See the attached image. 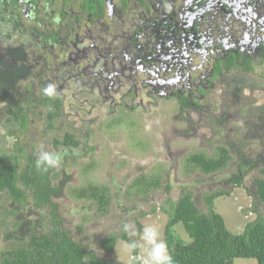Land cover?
I'll list each match as a JSON object with an SVG mask.
<instances>
[{
	"label": "rangeland",
	"instance_id": "374dc122",
	"mask_svg": "<svg viewBox=\"0 0 264 264\" xmlns=\"http://www.w3.org/2000/svg\"><path fill=\"white\" fill-rule=\"evenodd\" d=\"M263 6L261 2L259 8L262 9ZM229 18L235 20L232 21L233 40L228 42L226 32L223 31L220 39H217L218 42L203 47L196 44L197 35L201 36L207 32L216 38L214 29L203 23L204 20L200 16L196 19L192 17L190 24L186 22L188 30L193 28L191 31L193 36H187L191 46L186 53V66L191 68L192 74L201 73L200 75L210 77L214 57L217 56L213 44L218 45L220 49H236L245 55L257 54L258 50L264 48V25L261 23L252 28L251 25H247V21L254 24L260 22L255 10L248 12L247 20ZM225 19L226 17L221 18L218 24ZM244 24L247 25V30L240 33L242 28H245L242 27ZM240 34L245 38L244 40L240 39ZM181 39L183 37L177 36L174 43L166 39L161 41V43H169L164 47L168 57L167 63L161 58L164 70L175 69L179 67L177 62L182 63L179 55ZM174 46L177 47L175 51ZM206 48L213 50L214 55L212 56L211 51ZM202 64L204 67L201 66ZM252 64V72H233L221 76V79L213 77L214 79H209L208 87L203 89L199 86L195 89L200 94L196 101L205 107L203 116L195 112H183L174 98L167 99L169 97L166 93L159 96L157 87L152 86L142 90L143 86H150L144 82L149 78L145 69H142V78L137 85L140 88L138 94L133 95L135 93L130 91L126 98L127 103L134 100L136 107L133 110L122 113L118 111L109 115L108 105L100 106L97 94L89 96L96 103L98 110L93 111L92 114L98 115L100 119L92 122L93 126H91L97 135L94 140L89 141L90 143L87 140L84 142L88 147L79 142L81 145L73 149L75 153L69 151L68 156H61L62 163L56 169L59 178L55 185H59L65 179L67 183L61 194L62 198L56 200L60 204L59 214L74 239L108 264H130L132 252L124 251L122 244L127 241L123 237L128 236L130 240L128 243L142 245L143 226L155 223L162 234L161 238L164 239L165 227L173 210V204L187 192L192 193L201 213L207 212L208 198L217 193L227 192L226 196L215 200V211L222 215L229 231L235 234L242 233L245 226L257 218V212L264 210V206L259 205L255 199V181L261 178V167L251 171L246 178L245 188L233 190L228 183L230 168L220 172L221 174L205 175L192 159L200 155L208 159L218 158V147L229 146L234 149L238 146L236 141L239 140L241 144L246 145L254 136V129H257L252 127V123H257L259 109H264V90H261L264 85V64L260 63L257 57ZM95 71L92 70L91 73H96ZM116 71L114 70L113 73ZM124 75L127 76L128 73ZM25 76L23 71L19 72L18 76L11 78L13 80L10 85L16 83L20 89H23L25 82L18 83V81ZM108 77L111 81H116L113 75ZM243 79L249 84L242 91V100L238 101L234 96L238 90L236 82ZM16 87L17 85L14 87V92ZM4 106L5 104L2 107ZM184 116L188 118L190 124L186 122ZM82 117L86 118L83 112ZM223 119L226 120V132L225 136L221 137L216 127L219 120ZM206 122L210 127L205 125ZM188 125H191L192 132H187L191 130ZM80 126L84 134L89 130L88 125L80 124ZM259 131L264 132V125ZM4 133L6 129L0 128V137ZM13 143L12 139L5 143L1 139L0 153L7 150L6 147L12 150ZM256 145L259 146V143ZM50 147L55 151L54 154L59 156L65 149L60 146L57 150L51 142ZM245 153L251 159L257 157V152L254 150ZM232 163H237L236 158L233 157ZM91 186L106 192L108 198L106 211L99 210L97 200L91 197L90 193L86 195L85 200H79L77 197L83 191L89 192ZM168 187L169 191L166 189ZM21 218L24 219L23 216ZM26 219L27 217L24 220ZM124 223L132 225L134 235L122 230ZM175 231L182 239H188L181 226L176 227ZM110 237H116L118 240V245L111 254L99 246L102 241ZM9 247L8 244L4 245V249ZM2 249L3 247L0 246V257ZM143 258V250L139 247V259L142 262ZM234 264H258V261L238 259Z\"/></svg>",
	"mask_w": 264,
	"mask_h": 264
},
{
	"label": "trees",
	"instance_id": "16d2710c",
	"mask_svg": "<svg viewBox=\"0 0 264 264\" xmlns=\"http://www.w3.org/2000/svg\"><path fill=\"white\" fill-rule=\"evenodd\" d=\"M258 17L260 20L264 19V10L260 11ZM26 29L28 28L24 27L18 31V26H12L0 16V128L6 129L0 142L1 139L4 143L9 139L14 141L12 150L5 146L7 150L0 153V246L3 247L0 264H108L84 244L76 241L60 217V205L56 200L62 198L61 194L67 185L66 179L55 185L59 178L57 167L47 171L36 167L41 150L54 154L50 142L57 150L60 146L65 148L60 156H68L69 151L75 153L73 149L79 147V143L70 133L63 135L60 131L59 123L65 118L67 111L62 102V94L56 92L51 98L43 94V89L48 85L57 87V82L52 77L56 62L48 58L45 66V54L42 64L38 63L37 51L41 48L39 43H47V39L39 40L35 35L32 36L34 32L25 31ZM18 41L21 43L16 44ZM261 50L264 52V48ZM232 52L221 56V59L218 57L210 73L211 79H221V76L233 72H252V63L256 57L264 64V53L244 55L240 51ZM22 71L25 75L26 72L43 74L44 85L38 78L32 79L28 75L18 81L25 82L23 89L16 83L10 85L13 80L11 78ZM236 84L238 90L234 96L241 101L242 91L249 83L243 79L237 80ZM15 85L17 87L14 92ZM261 90H264V85ZM171 94L168 95L169 98L172 97ZM174 94L176 95L175 92ZM176 97L180 98L186 109H193L194 98H183L179 93ZM259 110L257 123H252V127L257 130L254 129V136L246 145L238 140V146L234 149L229 146L218 147V158L208 159L200 155L192 160L205 175L224 172L230 168L228 183L233 190L245 188L246 178L251 171L261 167V178L255 181V199L259 205L264 206V132L259 131L264 125V109ZM225 121L219 120L216 127L221 137L225 136ZM248 150L256 151L257 157L249 158L245 153ZM233 157L237 160L235 164L232 163ZM157 186L156 184L155 187ZM169 189L168 187L167 190ZM88 193L97 200L99 210L106 211V192L91 186L89 192L83 191L77 197L85 200ZM226 195L227 192H221L208 198L206 213H201L190 192L173 204L164 240L168 243L174 264H234L238 259H255L258 264H264V210L257 212V218L249 222L242 233H232L222 215L214 208L215 200ZM21 216L27 219H20ZM12 218L15 220L10 221ZM178 226L183 228L188 239L176 235L175 228ZM123 239L130 242L128 236ZM117 241L116 237H110L99 246L111 254ZM5 244L11 248L4 249ZM130 264H142L139 245L132 251Z\"/></svg>",
	"mask_w": 264,
	"mask_h": 264
},
{
	"label": "flooded vegetation",
	"instance_id": "af4514ba",
	"mask_svg": "<svg viewBox=\"0 0 264 264\" xmlns=\"http://www.w3.org/2000/svg\"><path fill=\"white\" fill-rule=\"evenodd\" d=\"M261 2L264 5V0H0V16L12 26H18V31L26 27L28 29L25 31L34 32L32 36L35 35L37 39H47V43H39L38 63L42 64L45 54V66L48 58L56 62V67L52 69V77L57 82L55 90L62 94V102L68 109L65 118L59 123L60 131L63 135L70 133L75 141L84 144L86 140L89 142L95 139L97 132L91 129L92 122L100 120L98 115L92 114L98 110L89 96L97 94L100 106L108 105L109 115L133 110L136 107L134 100L127 103L126 98L130 91L135 93L133 95L138 94L140 88L137 85L142 78V69L149 76L144 82L150 85L143 86L142 90L153 86L159 89V96L172 93L170 96L177 101L183 112H195L203 116L205 107L196 101L200 94L195 89L199 86L203 89L208 87L211 76L192 74L191 68L186 66V53L191 46L187 36H193V28L188 30L186 22L190 24L192 17L200 16L203 23L214 29L216 38L207 32L197 35L196 44L200 47L218 42L223 31L229 42L233 40L234 20L229 17L239 21L247 20L248 12L253 11ZM57 16L60 17L59 23L55 21ZM223 17L226 19L218 24ZM247 25H251V28L255 26L248 21ZM247 25H237L245 27L238 31L244 33ZM177 36L183 37L179 49L182 63L177 62L179 67L166 71L161 58L167 63L164 47L169 43L161 41L166 39L174 43ZM240 39L244 40L241 34ZM20 43L18 41L16 44ZM217 46L213 44L217 52L213 66L218 57L221 59V56L237 51ZM176 48L174 46V51ZM209 50L213 56L214 51ZM41 51L44 53H38ZM201 66L204 67V64ZM98 67L99 70L95 71ZM92 70L96 73H91ZM114 70L117 71L113 73ZM125 73L128 75L125 76ZM26 75L32 79L38 78L44 85L43 74L26 72ZM112 75L116 81L108 77ZM173 92L183 98H194L193 109H186ZM82 112L86 118L82 117ZM184 118L188 124L191 123L186 116ZM80 124L88 125L89 130L85 134ZM205 125L210 127L207 122ZM188 126L191 130L188 127L187 132H192L191 125ZM84 146L88 147L86 143Z\"/></svg>",
	"mask_w": 264,
	"mask_h": 264
},
{
	"label": "clouds",
	"instance_id": "9594fccd",
	"mask_svg": "<svg viewBox=\"0 0 264 264\" xmlns=\"http://www.w3.org/2000/svg\"><path fill=\"white\" fill-rule=\"evenodd\" d=\"M254 10L258 15L260 11L264 9H260L259 5H257ZM194 18L196 19L197 17ZM55 21L59 23L60 17H55ZM261 23L264 25V19L260 20L259 23H255L254 25H260ZM259 52H261V49L257 51V54H259ZM43 94L49 98L54 97L56 95L55 85L50 84L45 87L43 89ZM65 113L67 114V111ZM61 163V156L41 150L36 160V167L38 170L43 169L44 171H47L49 168L59 167ZM122 230L132 235L135 234L132 231V225L129 223H124L122 225ZM161 235L162 234L155 223L146 224L143 226L141 230V240L143 243L142 245H139L144 253L142 264H174L173 258L169 252L168 243L166 240L161 238ZM122 247L124 251L131 253L138 247V245L136 243L123 242Z\"/></svg>",
	"mask_w": 264,
	"mask_h": 264
},
{
	"label": "bare ground",
	"instance_id": "6f19581e",
	"mask_svg": "<svg viewBox=\"0 0 264 264\" xmlns=\"http://www.w3.org/2000/svg\"><path fill=\"white\" fill-rule=\"evenodd\" d=\"M35 2V1H34ZM51 3V2H50ZM65 3V2H64ZM81 3V2H80ZM88 3V2H87ZM160 3V2H159ZM101 4V3H100ZM91 5V4H90ZM180 5V4H179ZM88 6V5H87ZM6 7V6H5ZM85 7V6H84ZM55 8V7H54ZM217 14V13H216ZM151 15V14H150ZM250 15V14H249ZM7 16V15H6ZM76 17V16H75ZM35 19V18H34ZM62 19V18H61ZM246 22V21H245ZM115 23H116V21H115ZM49 24V23H48ZM178 26V25H177ZM44 28V27H43ZM49 29V28H48ZM60 32V31H59ZM61 35V34H60ZM237 35V34H236ZM245 39V38H244ZM14 41V40H13ZM243 45V44H242ZM218 47V46H217ZM244 48V47H243ZM245 55V54H244ZM239 59V58H238ZM56 60V59H55ZM60 60V59H59ZM231 60V59H230ZM242 61V60H241ZM229 63V62H228ZM247 63V62H246ZM247 65V64H246ZM243 66V65H242ZM240 67V66H239ZM211 68V67H210ZM198 91V90H197ZM181 96V95H180ZM133 100V99H132ZM131 102V101H130ZM38 103V102H37ZM28 110V109H27ZM222 119V118H221ZM213 130V129H212ZM42 133V132H41ZM46 134V133H45ZM230 141V140H229ZM218 163V162H217ZM176 175V174H175ZM169 182V181H168ZM206 185H208V184H206ZM64 188V187H63ZM12 189V188H11ZM21 192V191H20ZM213 193H215V192H213ZM14 194H15V192H14ZM19 196V195H18ZM60 205V204H59ZM75 210V209H74ZM248 211V210H247ZM71 217V216H70ZM116 218V217H115ZM91 220V219H90ZM15 226V225H14ZM260 228V227H259ZM243 235V234H242ZM250 238V237H249ZM251 240V239H250ZM122 241V240H121ZM261 241H263V240H261ZM241 243V242H240ZM247 244V243H246ZM251 246V245H250ZM11 248V247H10ZM246 250V249H245ZM255 250V249H254ZM8 254H9V252H8ZM20 254V253H19ZM21 255V254H20ZM246 255V254H245ZM249 256V255H248ZM22 258V257H21ZM24 260H25V258H24ZM15 264V263H14Z\"/></svg>",
	"mask_w": 264,
	"mask_h": 264
}]
</instances>
